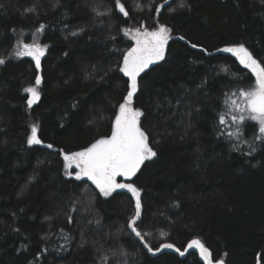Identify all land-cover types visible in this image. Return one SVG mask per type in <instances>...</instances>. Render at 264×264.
Returning a JSON list of instances; mask_svg holds the SVG:
<instances>
[{
    "label": "trees",
    "instance_id": "obj_1",
    "mask_svg": "<svg viewBox=\"0 0 264 264\" xmlns=\"http://www.w3.org/2000/svg\"><path fill=\"white\" fill-rule=\"evenodd\" d=\"M120 3L127 16L116 0H0V264H203L185 251L194 239L213 263L264 264V139L252 123L234 138L219 122L255 77L218 51L243 44L264 66V0ZM160 25L172 39L132 101L156 156L117 179L140 190L142 242L127 227L131 192L102 195L62 153L111 134L128 90L124 31ZM18 43L45 47L39 70L13 57ZM33 126L41 144L28 145Z\"/></svg>",
    "mask_w": 264,
    "mask_h": 264
},
{
    "label": "snow or ice",
    "instance_id": "obj_2",
    "mask_svg": "<svg viewBox=\"0 0 264 264\" xmlns=\"http://www.w3.org/2000/svg\"><path fill=\"white\" fill-rule=\"evenodd\" d=\"M165 3H167V0H165ZM116 8L123 15H128L120 0H116ZM155 10L159 12L160 8L157 7ZM26 11L30 12L33 9H27ZM41 28H43V25H41ZM169 33L170 30L163 25H160L154 31H136L134 35L135 45L124 54L123 63L119 68V71L128 78V90L123 98V103L119 104L115 120L111 125V134L97 139L81 151L71 154L62 153L65 168L69 169L74 166L78 169L75 178L79 180L86 177L104 196L110 195L115 189H127L131 192L135 200V214L128 221L127 227L142 242L145 234H142L137 227V220L141 217L142 208L140 190L132 184L117 183L116 178L118 176L126 178L135 176L145 160H150L156 156V152L149 146L147 135L140 126V117L143 113L132 106V101L138 90L137 77L150 64L164 59L165 46L170 38ZM193 47L196 46L193 45ZM218 51L231 53L255 77L253 87L248 90H240L238 99H233L231 96L226 97L225 102L229 113H237L231 116L234 124H241L245 120L255 121L259 131L256 139H264V66H262V62H258L243 44L225 47ZM15 55L18 57H32L37 70H39L44 49L39 44H24L16 51ZM4 63L5 60L0 58V64ZM40 84L41 76L37 75L36 85ZM25 91L29 93L27 103L31 107L39 99V93L36 87L26 88ZM232 95L237 94L233 93ZM219 122L221 125L226 123L225 115H220ZM238 134L239 129L228 133L230 137L238 136ZM27 142L29 145L42 143L37 137L35 126L32 127ZM47 147L51 148L52 145L49 144ZM68 174L71 175L70 172ZM144 247L148 248L149 252L152 251L148 244L145 243ZM160 247L171 249L173 245L162 244ZM193 248L199 250V255L204 264H213L210 250L200 240H192L185 251ZM176 251L180 252L179 249H176ZM180 255H184V252H180ZM104 259L106 260V258ZM215 264H224V262L223 260H217ZM257 264H260L259 259Z\"/></svg>",
    "mask_w": 264,
    "mask_h": 264
},
{
    "label": "rangeland",
    "instance_id": "obj_3",
    "mask_svg": "<svg viewBox=\"0 0 264 264\" xmlns=\"http://www.w3.org/2000/svg\"><path fill=\"white\" fill-rule=\"evenodd\" d=\"M137 30H139V31H141V32H143V31H154V30H156V29H154V30H148V29H146V28H144V27H141V28H133V29H130V30H126V31H124V36H125V39L128 41V42H130L131 43V48L135 45V39H134V35H135V33H136V31ZM127 33V34H126ZM170 35V34H169ZM172 39V37L170 36V38H169V40H168V42L170 41ZM167 42V43H168ZM22 45H24V44H21V43H18V45H17V47H16V49H15V51H14V53H13V57L14 58H18V59H21V58H28V59H30L33 63H34V66H35V62H34V60L32 59V57H30V56H22V57H18V56H16L15 55V53H16V51H18L21 47H22ZM166 47V46H165ZM41 48H43L44 49V55L41 57V60H42V58L45 56V53H46V49H45V47H43V46H41ZM159 61H157V62H155V63H153V64H150L149 66H148V68L150 67V66H152V65H154V64H156V63H158ZM122 63H123V60H122ZM122 65V64H121ZM36 67V66H35ZM147 68V69H148ZM146 70V69H145ZM144 70V71H145ZM122 73V72H121ZM123 74V73H122ZM124 75V74H123ZM125 76V75H124ZM126 77V76H125ZM28 94V96H29V93H27ZM232 98L233 99H238V93H237V95H235V96H232ZM36 102H37V100H36ZM35 102V103H36ZM35 103H33V104H35ZM234 114H237V113H234V112H232V113H229L228 112V110H227V114H226V118H225V120H226V123L225 124H223L224 125V128L226 129V132L227 133H229V132H233V131H236L237 129H239V133H240V131H241V127L246 123V122H249V123H252V124H254L255 125V127H256V130H257V136L259 135V131H258V125L256 124V122L255 121H251V120H245L243 123H241V124H234L233 122H232V120H231V116L232 115H234ZM31 129H32V127H31ZM30 135H31V130H30ZM239 135V134H238ZM235 137H237V136H235ZM234 137V138H235ZM29 145V144H28ZM69 169H74L76 172L78 171V169H76L74 166L72 167V168H69ZM118 178H120V179H122L123 181H126V180H128V179H130V178H126V177H123V176H118L117 178H116V182H117V179ZM81 179H83V180H85L87 183H90L92 186H94L95 188H96V186L92 183V181H90V180H88L86 177H82ZM118 183V182H117ZM96 189H98V188H96ZM99 190V189H98ZM115 190H119V189H115ZM114 191V190H113ZM112 191V192H113ZM103 195V194H102ZM163 249V248H162ZM193 250L195 251V252H197V254H198V257H199V259L203 262V264H204V261L202 260V258H201V256L199 255V250L198 249H195V248H193ZM213 264H215V263H213Z\"/></svg>",
    "mask_w": 264,
    "mask_h": 264
},
{
    "label": "water",
    "instance_id": "obj_4",
    "mask_svg": "<svg viewBox=\"0 0 264 264\" xmlns=\"http://www.w3.org/2000/svg\"><path fill=\"white\" fill-rule=\"evenodd\" d=\"M223 49V48H222ZM219 53L220 54H223V55H231V56H233L231 53H225V52H222V51H219ZM233 57H235V56H233ZM236 58V57H235ZM134 234V233H133ZM134 236L136 237V235L134 234ZM136 238H138V237H136Z\"/></svg>",
    "mask_w": 264,
    "mask_h": 264
},
{
    "label": "crops",
    "instance_id": "obj_5",
    "mask_svg": "<svg viewBox=\"0 0 264 264\" xmlns=\"http://www.w3.org/2000/svg\"><path fill=\"white\" fill-rule=\"evenodd\" d=\"M38 101V100H37Z\"/></svg>",
    "mask_w": 264,
    "mask_h": 264
}]
</instances>
